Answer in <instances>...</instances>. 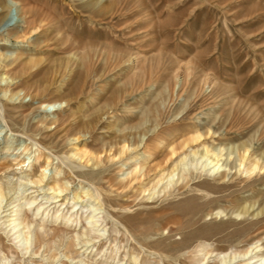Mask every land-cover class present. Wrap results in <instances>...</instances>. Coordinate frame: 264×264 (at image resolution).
Returning <instances> with one entry per match:
<instances>
[{"label":"rangeland","instance_id":"rangeland-1","mask_svg":"<svg viewBox=\"0 0 264 264\" xmlns=\"http://www.w3.org/2000/svg\"><path fill=\"white\" fill-rule=\"evenodd\" d=\"M0 187V264H264V0H0Z\"/></svg>","mask_w":264,"mask_h":264},{"label":"bare ground","instance_id":"bare-ground-1","mask_svg":"<svg viewBox=\"0 0 264 264\" xmlns=\"http://www.w3.org/2000/svg\"><path fill=\"white\" fill-rule=\"evenodd\" d=\"M187 140H184V141H182V142H180L181 144H179V145H177V146H172V148H171V145H170V147L169 148H171V149H169V152L171 151V153L169 154V155H167L166 157H168L167 159H168V161L171 159V161H172V159L173 158H175V157H177V155H179L178 153H177V150H179V152H181L183 149H185V148H187V146L189 145V144H191V143H194V142H197L199 139H200V136L199 135H193V136H191L190 138H186ZM179 146V147H178ZM181 154V153H180ZM196 155V153H194V156ZM206 156V155H205ZM204 156V157H205ZM173 160H175V159H173ZM185 160V159H184ZM183 161V160H182ZM182 161H180V163L182 162ZM207 161H208V159H206L203 163H205L204 164V167H208V166H210V165H212V163H213V160H211L210 162L208 161V163H207ZM165 163V162H164ZM167 164V163H166ZM164 165V164H163ZM217 162L215 163V164H213L212 165V167L211 168H214V170H216V172L218 171V167H217ZM177 166V165H176ZM161 167V166H160ZM141 169V168H140ZM177 169V168H176ZM176 169H174V171L176 170ZM255 169H256V167H255ZM213 170V171H214ZM139 171V170H138ZM141 171V170H140ZM141 173V172H140ZM171 173H172V171H171ZM171 175V174H170ZM142 176H143V174H142ZM145 176V175H144ZM139 175H138V172H137V176H135L134 175V177H133V179H132V181H130V182H133V183H138V181H139ZM163 179V178H162ZM162 179L161 180H159L158 181V183L159 182H161L162 181ZM173 182V181H172ZM131 184V183H130ZM134 186V185H133ZM122 187V186H121ZM126 187V186H125ZM125 187H122V189L124 188L125 189ZM64 190H66V188H59V187H57L54 191L56 192V194L57 195H60L61 196V194L63 193V191ZM143 191V190H142ZM141 191V192H142ZM145 191V190H144ZM143 191V192H144ZM5 196V194H4V192H3V190H2V188L0 187V199L1 198H3ZM60 196H55L54 198H58V197H60ZM81 198V196L80 195H75V199L76 200H78V199H80ZM148 217V216H147ZM130 218V217H129ZM129 218H128V220H129ZM125 219V218H124ZM133 219V218H132ZM136 219V218H135ZM123 220V219H122ZM144 220H146V219H144ZM131 221V220H130ZM126 222V221H125ZM20 225V224H19ZM14 227H17V225L16 226H14ZM14 227H12V228H14ZM260 258L261 257V259L263 260L264 259V256H260V255H256V256H253V257H251V258ZM256 262H258V261H253V263H256Z\"/></svg>","mask_w":264,"mask_h":264}]
</instances>
